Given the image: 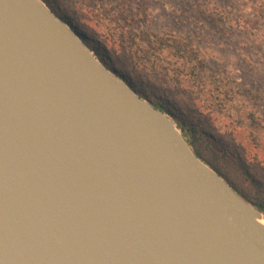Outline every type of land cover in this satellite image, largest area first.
I'll use <instances>...</instances> for the list:
<instances>
[{
  "label": "water",
  "instance_id": "obj_1",
  "mask_svg": "<svg viewBox=\"0 0 264 264\" xmlns=\"http://www.w3.org/2000/svg\"><path fill=\"white\" fill-rule=\"evenodd\" d=\"M44 0H0V264H264V216Z\"/></svg>",
  "mask_w": 264,
  "mask_h": 264
},
{
  "label": "rangeland",
  "instance_id": "obj_2",
  "mask_svg": "<svg viewBox=\"0 0 264 264\" xmlns=\"http://www.w3.org/2000/svg\"><path fill=\"white\" fill-rule=\"evenodd\" d=\"M57 1L100 61L116 65L151 98L175 96L182 106L178 116L198 129L200 147L229 181L251 189L241 165L214 151L205 133L234 128L236 142L264 159L259 0Z\"/></svg>",
  "mask_w": 264,
  "mask_h": 264
},
{
  "label": "trees",
  "instance_id": "obj_3",
  "mask_svg": "<svg viewBox=\"0 0 264 264\" xmlns=\"http://www.w3.org/2000/svg\"><path fill=\"white\" fill-rule=\"evenodd\" d=\"M44 1L56 14L62 16L74 28L81 32L80 28L75 24L71 16L64 11L65 8L63 4L57 0ZM59 10H63L64 12H60ZM256 12L259 15L264 16V0H259L258 5L256 6ZM83 35L85 36V34ZM101 60L107 67L118 70L122 78H124V80L138 93L140 97L147 99L156 108L170 114L174 118L176 125L181 129L183 135L188 136L186 140L193 147L194 152L216 172H218L247 201L264 212V159H259L257 153H250L249 155L247 149L241 143L236 142L234 128L226 131L218 130L216 133H205V135L212 139L214 143V151H218L222 157L227 159L230 158L241 165L251 184V189L248 190L243 185H239L234 181H229L227 174L222 169V166L216 162V160L212 159L209 154L200 147L198 144V140L200 139L198 136V129L195 126H189L183 118L178 116L177 110H181L182 106L179 104V101L175 98V96H172V98L165 96L151 98L147 96V94L139 92L126 74H124L116 65L108 64L104 58H101ZM169 103H174L173 108H175L176 111L169 106Z\"/></svg>",
  "mask_w": 264,
  "mask_h": 264
},
{
  "label": "bare ground",
  "instance_id": "obj_4",
  "mask_svg": "<svg viewBox=\"0 0 264 264\" xmlns=\"http://www.w3.org/2000/svg\"><path fill=\"white\" fill-rule=\"evenodd\" d=\"M257 220L264 225V216H262L261 218H258Z\"/></svg>",
  "mask_w": 264,
  "mask_h": 264
}]
</instances>
